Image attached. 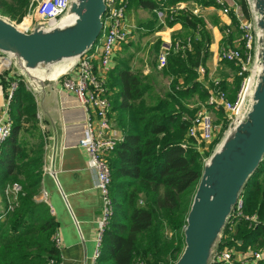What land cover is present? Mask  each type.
Returning <instances> with one entry per match:
<instances>
[{
    "label": "trees",
    "instance_id": "1",
    "mask_svg": "<svg viewBox=\"0 0 264 264\" xmlns=\"http://www.w3.org/2000/svg\"><path fill=\"white\" fill-rule=\"evenodd\" d=\"M31 1L0 0V15L18 22L23 20L22 25L27 20L25 13ZM135 1L147 7L156 6L154 0ZM238 1L245 15L250 17L247 0ZM198 4L203 8L215 6V0H198ZM170 15L168 10V20ZM231 18L236 23L234 13ZM170 22L181 23L187 37L181 41L185 46L182 50L170 48L166 65L159 69L162 76L171 79L168 91L157 90L151 73L144 75L130 68L120 71L111 83L112 87H118L113 96V108L119 110L118 125L124 139L110 158L111 193L116 212L106 230L96 264H136L139 259L148 264H173L185 247L184 227L206 165L193 140L187 138L198 110L191 108L189 99L195 94H200L204 101L208 98L198 69L207 67L212 35L204 17L190 9L178 10ZM180 36L183 37L177 35L174 42L180 40ZM232 39L231 34L224 41L230 43ZM156 51L160 54L159 47ZM224 62L232 66L233 80L239 87L241 78L236 75L239 68L234 63ZM14 71L19 72L17 66ZM3 85L7 89L6 77ZM221 88L230 90V82L221 81ZM235 95L229 94V97L233 99ZM23 109L34 120L30 129L34 134L40 127L37 103L24 81L12 102L13 131L0 156V191L6 202L7 185L15 182L21 185L14 209L4 220L0 219V264H51L52 259L60 264L61 252L52 240L57 223L47 202L38 198L44 174L45 145L43 137L31 143L22 134ZM242 196L245 212L264 218V158L244 185ZM224 232H229V228ZM236 233L234 239H223V244L241 240L239 247L244 248L263 235L264 226L249 227L248 222L242 220Z\"/></svg>",
    "mask_w": 264,
    "mask_h": 264
},
{
    "label": "built area",
    "instance_id": "2",
    "mask_svg": "<svg viewBox=\"0 0 264 264\" xmlns=\"http://www.w3.org/2000/svg\"><path fill=\"white\" fill-rule=\"evenodd\" d=\"M71 1L32 0L25 13V16L30 13L32 19L27 28L21 31L32 33L38 27L50 30L73 21V16L69 13ZM247 2L251 11L250 17L245 15L238 0H215V7L222 14L231 17L234 13L237 20L236 23H233L239 31V38L234 41V45L222 46L219 50V57L220 60L234 63L239 68L236 75L241 78V81L233 99L229 97L227 90L213 86V84L215 86L221 84L222 80L219 78L213 80L207 88L208 99L198 108L187 132V138L193 140L194 147L200 152L202 147L209 145L216 135L215 132L218 126L216 127L214 124L212 115L214 111L223 110L226 113L227 124L230 127L244 118L250 109L247 105H252L254 101V93L262 70L258 44L260 30L251 8L252 1L247 0ZM105 3L106 12L103 16V32L91 49L92 51L77 56L75 62L55 79L56 87L76 95L87 113V121L78 145L87 155L88 167L95 174L96 187L101 197V216L97 223L94 263L101 255L106 230L116 212L115 201L111 193L113 174L110 158L117 145L124 139L123 131L113 124L110 117L115 91L109 87L108 72L112 69L114 54L123 43L128 41L135 27L128 15L130 0H105ZM169 10L171 13L169 20L172 21L179 7H171ZM194 13L200 15V10L195 9ZM160 17L164 18L165 16L161 15ZM4 18L17 27L23 21L18 22L8 17ZM227 32L229 33L230 29ZM188 44L190 46V40H188ZM184 47L180 40L173 41L168 47H164L158 56V67L163 68L166 65L170 48L178 51ZM96 58L97 60H95ZM14 67V56L0 49V83L3 77H6L8 81L4 101L0 103V156L5 142L13 131L12 102L15 93L22 81L29 89L31 86L27 82L26 71L21 69L16 73ZM198 71L200 81L203 82L207 72L206 67L201 66ZM185 119L187 118L185 117ZM20 191L21 185L19 183L7 185L5 192L8 205L0 214V219L4 220L7 213L14 209ZM42 194L43 199L46 200V192ZM242 220L248 222L249 227L264 226V218L257 213L248 214L245 212V203L241 195L226 227L229 228V232L222 234L210 264L264 263V233L254 243L244 248L239 247V244L242 243L241 240L237 243L223 244V239L235 238L232 235L236 234L238 224ZM52 240L56 248L61 251L63 240L59 230H56L53 234ZM51 264H55V259L51 260ZM136 264L147 263L145 260L139 259Z\"/></svg>",
    "mask_w": 264,
    "mask_h": 264
},
{
    "label": "crops",
    "instance_id": "3",
    "mask_svg": "<svg viewBox=\"0 0 264 264\" xmlns=\"http://www.w3.org/2000/svg\"><path fill=\"white\" fill-rule=\"evenodd\" d=\"M154 1L156 2L155 7L144 6L135 0L130 3L128 15L135 27L128 41L123 43L114 54L112 69L108 72L110 88L114 89L116 93L118 87H112L111 83L124 69L142 71L144 75L153 72L152 66L147 63V60L137 64L135 57L127 53L133 50L135 45H140L142 40L140 36L144 34L151 36L144 39L146 42L150 41V44L156 49L159 47L161 52L164 47H168L174 41L177 35L185 33L181 23H171L168 20V10L171 7H179V10L190 9L193 12L195 9H199L200 15L208 24L212 42L206 67L208 76L206 72L202 82L204 86L208 88L212 84L211 82L217 78L232 82L235 76L232 66L220 60L219 57V50L222 46L234 45V41L239 38V31L232 18L222 14L214 5L200 7L198 0H176V4L170 3L173 0ZM167 2L170 4H166ZM161 15L165 17L162 18ZM138 30L144 32H138ZM231 34L233 35L232 42L224 41ZM64 61L66 59L41 65L37 71L42 74L53 73L65 63ZM153 67L155 68L154 64ZM3 80L4 77L0 83V103L4 101L7 91L4 88ZM27 82L31 85L29 90L37 97L39 114L46 121L47 129L51 135L50 140L46 141L44 146V174L41 191L47 194V199L43 200L49 205L57 223V230L62 236L63 248L60 251V264H96L93 259L96 248L97 223L101 216V197L96 187L95 174L88 167L87 155L78 145L87 121V113L81 106L78 97L57 88L55 81L28 77ZM190 103L194 105L192 101ZM118 115L119 110L113 108L110 117L113 124L120 128ZM29 138L31 143L39 140V137L30 136ZM6 203L8 205V198L6 202L0 191V214L7 207Z\"/></svg>",
    "mask_w": 264,
    "mask_h": 264
},
{
    "label": "water",
    "instance_id": "4",
    "mask_svg": "<svg viewBox=\"0 0 264 264\" xmlns=\"http://www.w3.org/2000/svg\"><path fill=\"white\" fill-rule=\"evenodd\" d=\"M251 1L262 66L254 101L206 162L184 227L185 247L173 264H210L244 185L264 158V0ZM105 12V0H72L73 21L32 33L0 16V49L14 56L26 78L35 79L32 70L39 66L89 52L102 35Z\"/></svg>",
    "mask_w": 264,
    "mask_h": 264
},
{
    "label": "rangeland",
    "instance_id": "5",
    "mask_svg": "<svg viewBox=\"0 0 264 264\" xmlns=\"http://www.w3.org/2000/svg\"><path fill=\"white\" fill-rule=\"evenodd\" d=\"M2 16V15H0ZM3 17H8L10 19L9 16H3ZM27 20L24 24L19 25L22 29L23 28H27L28 24L30 23L31 19H32V15L30 13L27 14ZM12 20V19H11ZM14 21V20H13ZM140 30H138L139 32ZM140 32H144V31H140ZM183 37H179L178 39H180V41H184L185 38L187 37V34H182ZM142 37L141 43L139 46H134L133 50H130L129 52H127L128 54H130L132 57H135V59L137 60V64H140V61L143 60H147V63H150V65L152 66L153 72L151 73L152 76V80L156 83L157 85V90L160 92H166L169 89V85H170V77L169 76H162L161 73L159 72V69L162 68H154L153 64L156 65V63H158V52L156 51V48L153 47V45L150 44L149 42H146V40L144 38H148L151 37L149 35H142L140 36V38ZM175 39V38H174ZM131 52V53H130ZM108 84H109V80ZM231 85V89L228 90L229 94L233 95L234 93H236L238 87H236V83L233 80L232 82H230ZM214 87L216 88H221V84L218 86H215L213 84ZM110 87V85H109ZM205 89H207V86H204ZM31 91V90H30ZM35 100L37 103V116L39 119V131H35L33 135L32 132L30 131V129L32 130V127L34 125V120L32 119V117L30 116V114L23 109V114H22V123H23V131L22 134H24V137L27 139H30L29 137L32 136L33 138L36 137H43V142L44 145L46 144V141H49L51 138V135L48 131V126H46V121L42 118V116L39 114V109H38V102H37V97L35 96ZM208 99V98H207ZM193 102L194 105H191L190 102ZM207 101V100H206ZM206 101H204L202 99V97L200 96V94H195V96L191 99H189V103L191 108H199L202 104H204ZM26 107V106H25ZM248 108H251V105H247ZM222 111V112H221ZM213 119H214V124L216 125V127L218 126L217 131L215 132V137L214 139L209 143V145H207L206 147H202L201 153L203 155V160L204 161H210V158L212 157L213 153L219 148V146L222 144L223 140L225 139L229 126L227 124V117H226V113L223 110H219V111H214L213 112ZM203 146V145H202ZM17 183V182H15ZM43 192H40L39 195V199L43 200ZM5 205V204H4ZM3 205V206H4ZM247 213V212H246ZM251 214V213H248ZM253 214V213H252ZM233 237H237V233L232 235ZM147 263V262H146ZM148 264V263H147Z\"/></svg>",
    "mask_w": 264,
    "mask_h": 264
},
{
    "label": "bare ground",
    "instance_id": "6",
    "mask_svg": "<svg viewBox=\"0 0 264 264\" xmlns=\"http://www.w3.org/2000/svg\"><path fill=\"white\" fill-rule=\"evenodd\" d=\"M18 28L23 31L26 29V28L22 29L20 26H18ZM75 60L76 57L66 59V61H64L65 63L58 70L50 74H42L39 71H37V69L32 70V74L37 80L50 79L51 81H54L59 75L63 74L75 62ZM63 67H65V69H63Z\"/></svg>",
    "mask_w": 264,
    "mask_h": 264
}]
</instances>
